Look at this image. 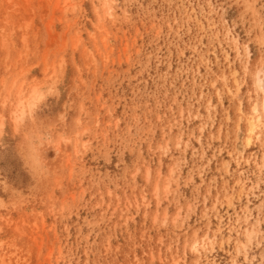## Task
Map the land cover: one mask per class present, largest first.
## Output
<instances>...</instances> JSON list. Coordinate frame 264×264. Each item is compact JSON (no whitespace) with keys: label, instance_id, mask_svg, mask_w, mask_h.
<instances>
[{"label":"rangeland","instance_id":"rangeland-1","mask_svg":"<svg viewBox=\"0 0 264 264\" xmlns=\"http://www.w3.org/2000/svg\"><path fill=\"white\" fill-rule=\"evenodd\" d=\"M262 8L0 0V264H264Z\"/></svg>","mask_w":264,"mask_h":264},{"label":"snow or ice","instance_id":"snow-or-ice-1","mask_svg":"<svg viewBox=\"0 0 264 264\" xmlns=\"http://www.w3.org/2000/svg\"><path fill=\"white\" fill-rule=\"evenodd\" d=\"M108 5L106 4L105 7H107ZM250 8H252L253 6L252 5H249ZM261 30L262 32H264V8H262V11H261ZM260 57H261V66H262V70H264V37L261 38L260 40ZM236 53H237V56L238 58L240 59L241 61V65L243 66V69H244V73H245V79L247 78V76L250 74V71H251V63H246L247 61V58L249 57L250 55V52H249V48H248V45L246 43H241L239 38H237V46H236ZM253 55L254 57V54H251ZM239 80H240V77L239 75H237V88L240 87V84H239ZM262 123H264V119H262ZM250 127H255V121H251L250 122ZM261 140L264 141V128L261 129ZM249 143H251V140L248 141ZM207 237H205V241H207ZM189 245L186 244L185 247L187 248ZM206 247V245H205ZM191 249L192 251L195 253L197 252L198 250V245L197 244H192L191 245Z\"/></svg>","mask_w":264,"mask_h":264},{"label":"bare ground","instance_id":"bare-ground-1","mask_svg":"<svg viewBox=\"0 0 264 264\" xmlns=\"http://www.w3.org/2000/svg\"><path fill=\"white\" fill-rule=\"evenodd\" d=\"M257 83H258V86H259V88L263 91V94H264V89L262 88V85H261V83H262V80L259 78L258 80H257ZM22 103V102H21ZM252 112H253V116H252V118L250 119V121H249V125H248V132H249V135L250 134H253L257 129H259V126L261 125V116L259 115V113H258V110H257V108H256V106H254L253 107V109H252ZM22 114V113H21ZM251 121H255V127L253 128V127H250V122ZM251 136V135H250ZM250 139L248 138L246 141H247V143H249L248 141H249Z\"/></svg>","mask_w":264,"mask_h":264}]
</instances>
